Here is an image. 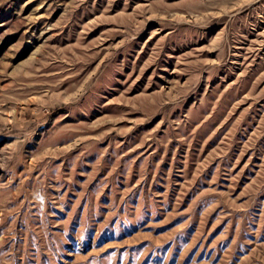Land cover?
<instances>
[{
	"label": "rangeland",
	"instance_id": "obj_1",
	"mask_svg": "<svg viewBox=\"0 0 264 264\" xmlns=\"http://www.w3.org/2000/svg\"><path fill=\"white\" fill-rule=\"evenodd\" d=\"M0 264H264V0H0Z\"/></svg>",
	"mask_w": 264,
	"mask_h": 264
},
{
	"label": "trees",
	"instance_id": "obj_2",
	"mask_svg": "<svg viewBox=\"0 0 264 264\" xmlns=\"http://www.w3.org/2000/svg\"><path fill=\"white\" fill-rule=\"evenodd\" d=\"M66 108L62 107L54 111L55 114L60 113L61 111H64Z\"/></svg>",
	"mask_w": 264,
	"mask_h": 264
}]
</instances>
